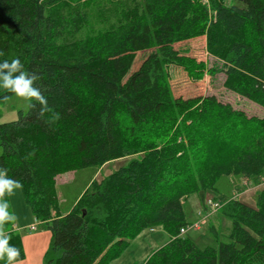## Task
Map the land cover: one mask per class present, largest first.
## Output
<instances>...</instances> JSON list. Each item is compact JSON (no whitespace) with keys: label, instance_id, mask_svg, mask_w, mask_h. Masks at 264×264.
<instances>
[{"label":"trees","instance_id":"1","mask_svg":"<svg viewBox=\"0 0 264 264\" xmlns=\"http://www.w3.org/2000/svg\"><path fill=\"white\" fill-rule=\"evenodd\" d=\"M239 1L243 7L224 0H0V62L19 58L39 76L34 86L47 97L45 116L57 123L59 104L112 93L101 107L86 103V131L49 142L20 145L0 124V168L23 184L25 204L51 234L45 264H109L156 226L169 240L143 264H264V186L254 205L238 198L223 204L227 241L214 232L217 244L201 248L179 234L190 223V195L218 191L224 176L264 174V115L213 94L139 108L125 95L128 84L111 75L117 58L150 49L153 60L183 65L189 59L174 44L205 36L225 88L264 110V0ZM93 15L100 25L81 36ZM11 94L0 88V103ZM55 122L49 137L58 132ZM124 157L131 158L60 212L58 176ZM4 230L19 250L14 262L22 260L14 222Z\"/></svg>","mask_w":264,"mask_h":264},{"label":"rangeland","instance_id":"2","mask_svg":"<svg viewBox=\"0 0 264 264\" xmlns=\"http://www.w3.org/2000/svg\"><path fill=\"white\" fill-rule=\"evenodd\" d=\"M228 5L243 7L239 0H224ZM100 25L95 15L91 26L81 31V36H88ZM175 48L184 51L189 61L183 65L159 58L150 57L152 50L127 53L117 58L111 75L128 84L125 95L139 108L146 107L152 100L159 98H187L196 95H215L218 99L232 104L235 108L244 110L248 115H264V110L223 85L224 74L220 71L221 61L213 57L206 46L205 36L191 38L174 44ZM132 92L133 96H130ZM110 91L98 94L92 100L83 96L68 104L57 106V123L49 116L40 114L36 107L26 99L11 94L0 103V124L21 145H32L49 142L53 139L86 131L85 122L91 106L101 107ZM119 119H125L120 113ZM57 133L51 134L48 127L54 124ZM66 122L70 125L67 129ZM54 128V126H52ZM67 130V131H66ZM1 151V150H0ZM131 157L109 161L102 166H90L77 171L66 172L55 180L60 212L66 213L78 197L85 192L93 181L101 180L120 166L127 163ZM264 186V174L256 178L241 176H224L217 183L218 191H199L190 195L185 203V210L190 224L184 236L193 240L199 247L216 245L214 232L219 240L227 241L231 228L230 220L222 213L223 204L230 199L238 198L254 205L260 189ZM12 213L17 217L16 226L32 220L29 207L25 204L22 191L16 190L13 196H8ZM22 223V224H21ZM189 224V225H190ZM37 228H39L37 226ZM41 229V226L40 228ZM213 230V231H212ZM22 234V233H21ZM167 234L161 226L145 229L130 241L127 249L109 264H143L146 258L165 243Z\"/></svg>","mask_w":264,"mask_h":264},{"label":"clouds","instance_id":"3","mask_svg":"<svg viewBox=\"0 0 264 264\" xmlns=\"http://www.w3.org/2000/svg\"><path fill=\"white\" fill-rule=\"evenodd\" d=\"M2 55L3 52H0V56ZM38 80L39 76L36 73L24 70L19 58H14L11 62L8 60L0 62V88L30 102H38L43 106L40 113L42 115L47 109V97L39 87L34 86ZM30 106L35 108V103H31ZM7 171L6 168H0V260H6V264H14L19 256V250L9 244L11 236L5 232L4 225L15 222L17 217L8 211L10 204L4 197L13 196L18 189L22 190L23 184L19 180L9 178Z\"/></svg>","mask_w":264,"mask_h":264},{"label":"crops","instance_id":"4","mask_svg":"<svg viewBox=\"0 0 264 264\" xmlns=\"http://www.w3.org/2000/svg\"><path fill=\"white\" fill-rule=\"evenodd\" d=\"M35 219L36 218L32 215V220L26 219L25 224L21 223L22 225H20L19 227L15 225L17 231L20 234L22 233L21 240L25 256L22 260L14 262V264H45L44 255L50 243V232L43 226V223L39 221L38 227L40 228L41 226V229L37 228L34 231H29L28 229L24 228L32 224ZM168 240L169 236L165 240V243Z\"/></svg>","mask_w":264,"mask_h":264},{"label":"built area","instance_id":"5","mask_svg":"<svg viewBox=\"0 0 264 264\" xmlns=\"http://www.w3.org/2000/svg\"><path fill=\"white\" fill-rule=\"evenodd\" d=\"M38 224H39L38 220L35 219V221H34L32 224H30V225H28V226H26V227H24V228H25V229H28L29 231H34V230L37 229ZM189 224H190V223H189ZM191 224H192V223H191ZM191 224L188 225V226H191ZM192 225H196V224H192ZM188 226L180 228V230H179V234H180V235L185 234L186 229H187ZM15 229H16V228H15ZM16 230H17V229H16Z\"/></svg>","mask_w":264,"mask_h":264}]
</instances>
